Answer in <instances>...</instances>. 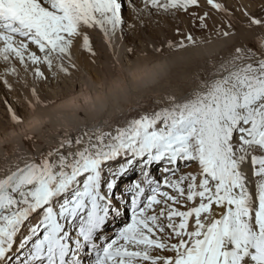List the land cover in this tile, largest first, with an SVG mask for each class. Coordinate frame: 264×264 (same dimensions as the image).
<instances>
[{
	"label": "snow or ice",
	"instance_id": "obj_1",
	"mask_svg": "<svg viewBox=\"0 0 264 264\" xmlns=\"http://www.w3.org/2000/svg\"><path fill=\"white\" fill-rule=\"evenodd\" d=\"M199 7L0 0V36L61 53L80 36L95 56L90 30L111 44L135 27L129 9L203 21ZM222 73L74 154L46 150L0 176V264H264V58Z\"/></svg>",
	"mask_w": 264,
	"mask_h": 264
},
{
	"label": "bare ground",
	"instance_id": "obj_2",
	"mask_svg": "<svg viewBox=\"0 0 264 264\" xmlns=\"http://www.w3.org/2000/svg\"><path fill=\"white\" fill-rule=\"evenodd\" d=\"M117 33L112 35L111 44H109L104 40L102 33L95 29L90 30V39L96 49V55L93 56L90 54L89 49L84 46L82 37L80 36L72 38L73 43L70 52L61 53L51 48L45 52H40L34 45L28 43L25 38L5 31L3 36H0V86L8 99L12 101L14 100L15 92H13V89H15L16 95L25 99L24 101H13L17 113L14 117H17L20 120L18 121L20 123L17 124L12 122L14 120L11 115L12 113L4 111L5 105H0V137H7L13 130L20 133V130L24 128L32 113L46 109L58 99L77 95L82 88L89 89L92 84L101 79H107L116 75L117 69H127L129 62L131 64L137 62L135 54L126 56L122 54L125 49L123 50V47L121 46L122 44L120 45V39L117 36ZM200 35L202 34L200 33ZM200 35L199 42H204L205 45L202 44L198 47L197 44L199 43H197V48H190L188 45H192L190 41L189 43H186L187 46H185L189 48L186 49L183 44L185 50L182 49V47V51L178 48L180 49V52L177 54L174 53L175 57L177 56L176 58H178V56H180V58L182 57L185 60H192L194 56H196L195 53H198L200 57H203L205 52L210 55L211 52L218 50L217 48L221 45V42L209 43L210 41H213L212 37L209 39L206 37L208 36L206 34V36ZM196 37H198V34ZM95 39H97V41H95ZM192 39H194V36H192ZM213 39L215 40V38ZM127 40L129 41V39ZM196 40L197 39L194 41L196 42ZM26 43H28L27 48L24 47ZM192 43H194L193 40ZM9 44L14 47H9ZM165 45L164 47L168 46ZM145 46L146 48L142 50L143 54L147 53L148 56L149 54L152 56L158 55L156 53L158 51L157 45L155 46L152 44ZM168 48L169 47H167V49ZM14 49H18L19 52ZM171 49L173 50V47H171ZM257 52H259V55L258 57L256 56V58L247 57L245 55L243 57L240 56L239 58L230 61L227 67L216 70V72L214 71L207 79L199 80L197 79L199 77H196L198 80L197 83L195 82L193 84L184 85L180 88H173L168 86L166 84L167 82L160 80L157 85H153L149 89L136 91L133 87L131 77L128 75L127 71H125L124 76L127 80L130 93L134 98L132 108L121 112L119 118L115 121L109 120L107 114H105L99 122H96L91 120L85 111H81L80 117L82 118V121L74 125L72 129L53 128L52 125H48L46 126V130L41 132L20 133L18 138L6 143L8 145L3 149V151L9 149L11 151L10 153L5 154V158L1 159L0 157V176H3L5 172L13 171L16 168L23 166L25 163L31 161L34 157L39 156L46 150L64 148L68 153L74 154L86 147L90 142H95L99 135L104 131L113 129L117 125L124 124L128 118L135 116L139 111L151 109L158 104H168L172 98L178 100L183 99L188 93L201 88L204 81L211 79L217 74H223L222 70H233L237 66L264 58V47L259 48ZM33 53L40 57L39 62H33ZM45 57L48 59L46 60ZM174 58H169V66L176 60H174ZM37 65H39V67L33 75L31 70H29V67ZM40 73H43V75ZM7 83L13 85L14 88L11 90L10 87L6 85ZM50 88L51 90H49ZM157 93H159V95H157ZM146 97L150 98V102L145 106L136 107L137 104H142L143 99ZM81 103H83V101H81ZM106 120L107 122H105ZM7 123H9L8 127L5 125ZM73 137H76L75 143L72 142ZM24 138H26L25 141L27 144L23 142ZM50 140H53L54 142L50 143ZM3 151L0 152V155H3ZM184 170L191 171L192 169L186 168ZM111 231H115V226L111 227Z\"/></svg>",
	"mask_w": 264,
	"mask_h": 264
},
{
	"label": "rangeland",
	"instance_id": "obj_3",
	"mask_svg": "<svg viewBox=\"0 0 264 264\" xmlns=\"http://www.w3.org/2000/svg\"><path fill=\"white\" fill-rule=\"evenodd\" d=\"M215 2L219 7L210 6L207 0H199L200 7L198 9H193V11L201 15L207 13L203 21L189 14H185L184 12H178L175 16L143 12L141 13L140 20H135L133 19L134 13L130 9L127 10V18L135 24V27L129 30L126 29L123 34L120 32L117 33L120 39V45L122 44L123 50L125 49L122 54L125 56L135 54L136 61H139L143 57L152 56L151 54L148 56L147 53L143 54L142 50L146 48L145 45L154 44L155 46L157 45L158 51L156 53L158 55L164 53L168 55L169 58H174L175 54L180 52L179 50L181 47L185 50V48L188 49L192 47L195 49L197 45L198 47L202 44L205 45L204 42H199L200 33L202 34L200 36L208 35L206 37L209 39L212 37L213 41L209 43L221 42V45H219L220 48L218 47V50L211 52L210 55L205 52L203 57H200L198 53H195L196 56H194L192 60H185L182 57L180 58V56L176 58V56L174 58V60H176L168 67L167 75L163 76L161 79L167 82L166 84L168 86L173 88H180L184 85L197 83V79L205 80L214 71L216 72V70L227 67L230 61L240 56L258 57V49L264 47V0H215ZM137 4H140V0H137ZM141 20L143 23L140 22ZM193 20H195V23H193ZM197 34L199 38L196 37ZM189 35L191 37L194 36V39L191 38L194 43H192L191 39H188ZM213 38H215V40ZM127 39H129V41ZM195 39L198 41L196 40L195 42ZM95 41H97V39H95ZM169 41L172 42L171 46H169ZM190 41L193 46L188 44L189 47H185L187 46L186 43ZM165 44L168 45L167 47H169L170 50L164 47ZM183 44L185 48H183ZM171 47H173V50ZM193 62L196 63L194 64ZM128 64L131 63L129 62ZM31 67L33 66H30L29 70H31V73L34 75L39 65L33 68ZM194 72L197 73L195 74ZM196 77L199 78L196 79ZM6 85L10 87L11 90L14 88L11 84L7 83ZM49 90H51V88ZM13 92H15L13 101H24L25 98L16 95L15 89H13ZM13 101L5 96L0 86V105H5L4 111L11 112L14 118L12 122L17 124L20 123L18 122L20 120L14 117L17 113ZM5 125L8 127L9 123ZM25 139L26 138L23 139V142L27 144ZM7 145L8 144H5L4 148ZM10 151V149L4 150L2 153L3 155H0L1 159L5 158V154L10 153Z\"/></svg>",
	"mask_w": 264,
	"mask_h": 264
},
{
	"label": "clouds",
	"instance_id": "obj_4",
	"mask_svg": "<svg viewBox=\"0 0 264 264\" xmlns=\"http://www.w3.org/2000/svg\"><path fill=\"white\" fill-rule=\"evenodd\" d=\"M169 63V57L161 53L143 57L129 64L127 69H117L116 75L99 80L89 89L82 88L77 95L58 99L46 109L32 113L20 133L41 132L46 130L48 125H52L53 128L72 129L82 121L81 111H85L88 117L96 122H99L105 114L109 120L115 121L121 112L133 107L134 98L130 93L124 72L127 71L131 77L135 90L140 91L157 85L162 76L167 75ZM149 102L150 98L146 97L143 103L137 104L136 107L145 106ZM20 133L13 130L7 137H0V152L3 151L6 143L18 138Z\"/></svg>",
	"mask_w": 264,
	"mask_h": 264
}]
</instances>
